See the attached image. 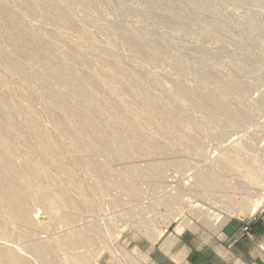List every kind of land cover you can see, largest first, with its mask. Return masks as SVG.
Segmentation results:
<instances>
[{
  "label": "rangeland",
  "instance_id": "obj_1",
  "mask_svg": "<svg viewBox=\"0 0 264 264\" xmlns=\"http://www.w3.org/2000/svg\"><path fill=\"white\" fill-rule=\"evenodd\" d=\"M172 1L0 0V96L17 125L0 107V163L35 215L23 221L0 190V263L43 264L31 246L44 243L56 264H147V245L173 228L227 245L258 230L264 238V0ZM22 31L82 75L78 87L106 103L105 118L118 115V124H104L105 137L139 153L119 156L112 141L73 145L67 117L42 94L38 64L19 44ZM7 56L23 75L5 66ZM145 90L173 109L175 122ZM237 110L251 117L235 120ZM92 118L99 122L94 110ZM246 141L257 174L243 161ZM94 154L108 164L105 176L90 166ZM197 173L223 184L203 187ZM234 221L240 229L228 236ZM251 248L250 263L264 264V241Z\"/></svg>",
  "mask_w": 264,
  "mask_h": 264
},
{
  "label": "bare ground",
  "instance_id": "obj_2",
  "mask_svg": "<svg viewBox=\"0 0 264 264\" xmlns=\"http://www.w3.org/2000/svg\"><path fill=\"white\" fill-rule=\"evenodd\" d=\"M168 3L170 5V4H174L175 2L172 0H168ZM200 6H201L200 4H196L195 8H201ZM5 10H7V9H5ZM61 16H62V18L70 20V18L68 17L69 15L67 16L66 14H61ZM11 18H12V16H11ZM10 20L11 19H9V21ZM19 44L24 49L28 58L31 61L38 64L37 69H36V73L39 76V78L42 80V85H41V87H42L41 90L43 91L42 94L52 105H54L57 109L63 111L64 115L67 117L66 123L70 125V128L65 127L64 132L66 133L65 135L72 140L74 146H76L78 148H79V146L84 147L83 149L87 151L91 148L90 145L88 144L87 140L94 139L95 141H97V143L100 146H103V147L106 146V144L108 142H111V141L116 143L117 144L116 146L118 148L116 151H117L119 156L131 157V155H135V154H137V152L138 153L140 152V150L135 148V147H133V148H121L120 146H125V144L121 138H113L112 140H109L107 137H105V135L103 134V130H102L104 127V124L110 125V126L118 124L120 122L118 115L113 114L110 117L105 118V116L102 113V111H103L102 109H104V106L106 105V103L104 101H102L99 97H93V96L87 97L83 93V91H81V88L78 87V83L82 81L81 80L83 78L82 75L75 72L71 68V66L67 65V63H65V62H62V60H56L55 58H53V52H52L51 47L49 48L42 41L31 39L29 37V32H27V31H24L20 35ZM131 44H129V45H131ZM52 59L56 60L55 64H54V62L49 63V61H52ZM3 60L5 63V66L11 72H13L15 75H23L22 66L17 61L10 59V57H8V56L5 58L3 57ZM208 73H210V72H208ZM88 81H90V80H88ZM89 89H91V88H89ZM145 91L149 95L151 102H152L153 106L155 107L157 113L160 116H162L163 118H165L166 120L175 122L176 118L174 116L173 109L171 107H169L166 103H164L163 100L161 98H159V96L150 94L151 92L148 93L147 90H145ZM195 96H198V95H195ZM201 99L202 98H200V100ZM217 103H219V102H217ZM9 105L10 104L8 103V101L5 98H2V96H0V107H6L9 109V111H7V114L4 113L7 115L6 118L9 120L10 123H13L15 126H17L15 124L14 119H13V114H12L13 112H11V108L9 107ZM220 105L223 106L224 104L223 105L220 104ZM208 106H210V105H208ZM233 107H235V106H233ZM223 108H224V106H223ZM236 108L239 109L240 106H239V108L236 106ZM93 110L95 111L96 116L99 119V122L95 121L92 118ZM239 111H238V113H240V114H238V115L234 114L233 119L239 120L240 119L239 117H243L244 114L246 115V113H244V114L242 113L243 111L242 112H239ZM250 114L247 113L248 116L246 115L245 117H247V118L251 117ZM240 120H242V119H240ZM60 122H61V120H59L58 123H60ZM1 125H2V123H1ZM73 127H74V129H76L79 132L73 131ZM123 129L126 130L127 128L123 127ZM131 131L133 132V130H131ZM78 133H80V134L82 133L84 135L85 141L82 140L81 136H79ZM39 137H40L42 144L45 147V152L54 158L55 157L54 153H51V139L47 135H45L43 132H41L39 134ZM220 137L223 138L224 136L221 135ZM256 137H258V136H256ZM250 142L249 141L244 142V144H242L243 146L240 145V146H242L240 148L243 152V155L245 156L244 159H246V154L249 156L248 161H246L244 159H243V161L247 162V165H248V168L250 171L252 170L257 174L258 162L253 155V153H255V152H254L253 148L251 147ZM125 143H126V145H128L127 142H125ZM129 145H133V144H129ZM132 158H133V156H132ZM90 160H91L90 166L93 168V170L98 172V174H100L101 176H105L107 173H109L110 168H109L108 164H106V162H103L102 160L97 158L95 156V154L90 157ZM7 173H8L7 169L3 165H1V163H0V190L4 193V196L7 197L9 206L15 211V213L17 214L16 216H19L23 221L27 222V221H30V219H34L31 221H35V215L28 209V207L25 204L24 198L20 194L18 183L13 180L14 178L12 179L11 177L7 176ZM144 173H148V174L152 173L151 168L150 169L147 168V170H144ZM196 175H197L196 182H198V184H200L203 187H208V188L209 187L210 188L215 187L216 188V187H220L223 184V182L221 183L222 180L220 181L219 179L211 178L212 176L209 174L197 173ZM120 185H123V184L121 183ZM65 201L66 202H72V198L69 195H66ZM38 221L40 222V219ZM31 250L39 258L41 263H43V264H56L54 261L55 259H49L48 255L51 254L52 250H51V247L48 246V244H44V243L35 244V245L31 246ZM4 255L8 256L10 254L6 253ZM53 257H55V256L53 255ZM0 264H2V263H0Z\"/></svg>",
  "mask_w": 264,
  "mask_h": 264
},
{
  "label": "crops",
  "instance_id": "obj_3",
  "mask_svg": "<svg viewBox=\"0 0 264 264\" xmlns=\"http://www.w3.org/2000/svg\"><path fill=\"white\" fill-rule=\"evenodd\" d=\"M264 219V213H263ZM264 221V220H263ZM241 223L234 221L226 232L228 236L240 229ZM255 235L234 240L229 245L221 239L208 238L192 229H177L165 232L158 243H149L146 248L147 264H251L252 245L264 241L259 230ZM226 234V233H225ZM254 240V241H252ZM142 252V251H141ZM143 254V253H142ZM261 255V254H260Z\"/></svg>",
  "mask_w": 264,
  "mask_h": 264
}]
</instances>
